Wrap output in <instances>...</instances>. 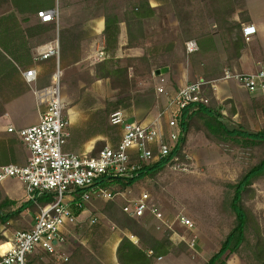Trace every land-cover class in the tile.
<instances>
[{
  "label": "rangeland",
  "instance_id": "obj_1",
  "mask_svg": "<svg viewBox=\"0 0 264 264\" xmlns=\"http://www.w3.org/2000/svg\"><path fill=\"white\" fill-rule=\"evenodd\" d=\"M92 1V4H88ZM130 1L132 3L135 2L134 0H109V7L112 8V12L122 22L125 21L126 13L131 11V7H128ZM151 2L156 8L153 9L151 7ZM163 2L167 4L163 5ZM202 2L203 0H149L150 7L155 11V15L149 18L151 19L150 22L146 23L145 20L147 19L143 21V34L145 38L143 41H140V44L146 41L147 38L151 42L149 48L151 53L147 51L146 53L153 59L152 63L154 66L166 63L170 59L172 61V56L170 57L169 52L164 51V46L160 45L166 35L165 24L163 25L160 20L167 18V14H173L176 17L175 9H177L181 18L185 21L187 20L189 24H192L194 21L201 24V19H207L204 16ZM96 4V0H86L80 3L79 7H73L66 12L73 16L85 17L86 15H83L82 12L92 11L91 13H93L95 9L102 8L105 17L104 6ZM59 12L61 22L62 13L60 10ZM61 25L63 26L62 22ZM197 30L199 32L202 31L199 28ZM171 32V29H169L168 36L170 43L176 38ZM65 37L70 44V51L68 52L71 54V56L65 59V62L63 57L61 59V69L63 72L62 95L67 103L68 130L71 136L64 146L65 151L67 147L68 150H77L74 151V154H80L79 147L81 144L95 140V138H98L95 148L98 143H104L105 146L116 144L120 138L122 127H113L109 124V116L115 111L124 110L127 114H131L139 108L141 115L147 111V103L153 101L154 104L147 113V119L139 120L141 122L152 120L162 111L164 107L163 100L158 98L156 89L161 85L162 79H165L166 88L170 89L168 80L164 77L165 75L159 77H156L155 73L149 75V67H144L137 62L133 64V68H136V70H133V68L129 69L131 93L126 97H131V101L127 102L123 108L109 110L111 107L108 103H113L116 99L123 98L119 96L118 91L112 90L109 80L99 82L98 80L100 79L96 78L97 66L105 60L106 55L100 56V53L103 52H96L91 58L86 59L85 68L81 73L72 77H66L63 71L65 65L80 59L77 56L79 52L78 38L82 36L81 34L71 32ZM93 42V40H90L89 44ZM170 43L169 45H171ZM140 44H137L136 47H140ZM126 59L137 58H124L119 64H116L113 60L112 64L124 67ZM83 60L85 59L83 58ZM160 70L162 69L158 71ZM222 73L223 69L218 75L220 76ZM151 83L155 86L154 95L144 96L150 90ZM247 101H250L252 106L248 108L242 105L237 110L238 115L233 118V122L251 132H260L264 127V99L254 95L252 99ZM233 104H222L218 107L226 115L234 106ZM182 155L189 157L191 160L188 164V171L173 170L171 167H168L167 171L156 178L146 179L144 182L137 184L135 188L126 190V192L122 193V196L118 195L116 203L124 207L128 200L138 199L142 194L148 193L153 203L164 214L166 223L173 225V229L180 239H172L171 236L174 233H168L163 230L159 234L156 229L160 230L159 228L162 224L151 216H146L139 222L150 232L152 230L157 234V239L168 240L176 248L184 246L187 249L180 256H168L171 262L167 260L164 264H207L219 252L222 242L231 230L234 216L229 208L228 197L231 195V190L228 187L237 182L244 167L252 157L249 151L239 150L230 152L227 148H220L208 142L203 134L190 136ZM17 188L15 192L16 196L24 194V188L21 184H18ZM108 189L113 193L114 190H118L119 188L115 186ZM254 189L256 197L252 202V208L264 228V179L256 183ZM107 202L103 199H93L90 203L86 204V208L90 210V213L87 215L85 211L82 218L87 217L84 218V222L76 225L68 236L67 248L70 249L69 254L78 246H84L87 250H93L94 247L96 249V245L102 243L103 247L107 245V249L108 247L111 249L118 235H122L111 222L101 216ZM100 209L102 210L100 211ZM179 215L188 217L193 222L195 229L186 231L175 225V219ZM34 218V215L27 211L22 214L21 220L11 223L7 228L0 224V235L3 237V240L0 239V245L10 241L17 231L30 229ZM92 218L97 219L98 224L90 227L89 222ZM129 236L132 237L131 235ZM192 240L196 241L193 249L190 246ZM6 248L7 246H3L1 250L3 251ZM158 260L156 263L159 262ZM227 264L246 263L240 257L234 256L229 259Z\"/></svg>",
  "mask_w": 264,
  "mask_h": 264
},
{
  "label": "built area",
  "instance_id": "obj_2",
  "mask_svg": "<svg viewBox=\"0 0 264 264\" xmlns=\"http://www.w3.org/2000/svg\"><path fill=\"white\" fill-rule=\"evenodd\" d=\"M38 18L44 24L55 26V37L43 50L36 49L35 60L36 63L53 61L55 72L49 87L35 91L38 103L44 110L39 123L19 131L14 127L7 130L18 136L28 156L25 166L0 167V186L8 180H15L24 186L26 201L36 204L43 195H52L54 201L40 208L30 229L17 231L10 241L0 245V248L9 245L8 250H0V264H27V256L38 250L58 255L60 260L66 262L68 256L60 257L59 249L67 245L70 229L76 226L78 218L73 214V208L85 209L93 199L114 201L118 195L122 196L110 192L106 182L113 178L136 179L146 166L167 159L176 151L182 136L180 119L183 110L190 105L209 103L204 94V87L209 82L197 81L173 92L166 88L165 79H162L156 91L164 107L156 117L147 122H133L124 110L115 111L109 116V124L122 127L121 141L116 146L107 145L96 155L93 152L82 155L65 153L64 146L71 136L67 103L62 95L60 12L58 9L41 11ZM255 34V27H244L245 43H249ZM185 48L188 55L199 51L195 41L187 42ZM103 55L100 53V56ZM23 75L30 86L38 81L36 70H28ZM219 81L235 82L248 93L264 99V66L255 74L226 69ZM190 161L189 157L175 155L169 167L188 171ZM123 212L138 221L151 216L162 224L160 230L174 233L172 239H180L148 193L128 200ZM97 224V219H92L89 226ZM175 225L186 231L195 229L193 222L185 215H179ZM195 242L192 240L190 243L192 249Z\"/></svg>",
  "mask_w": 264,
  "mask_h": 264
},
{
  "label": "crops",
  "instance_id": "obj_3",
  "mask_svg": "<svg viewBox=\"0 0 264 264\" xmlns=\"http://www.w3.org/2000/svg\"><path fill=\"white\" fill-rule=\"evenodd\" d=\"M84 1L86 0H0V167L26 165L28 154L25 147L16 134H10L7 130L9 127H14L19 131L39 123L44 110L38 103L35 91L49 87L55 72L53 61L36 63L35 60L36 49L43 50L46 45L40 43L43 33L52 29L53 32L55 31L54 25L41 22L38 18L39 12L51 9L61 11L63 24L62 26L60 22L61 59L63 57L64 62L68 56H71L68 52L70 51V44L65 36L71 32L82 36L81 39L78 38L79 52L77 56L80 59L65 65L63 71L66 77L81 73L85 68L86 59L91 58L96 52H103L106 55L102 63L106 64V69L109 71L117 69L116 64H119L124 58H141L146 51L151 53L149 51L151 42L148 38L140 44V47L127 48L128 37L124 22L120 24L117 45L115 48L108 49L104 35L106 23L102 8L95 9L93 13H91L92 11L82 12L83 15H86L85 17L67 14L66 11L73 7H79L80 3ZM165 4L167 3L163 2V5ZM151 7L156 8L152 2ZM220 8L227 25H240L242 27L244 50L241 52L240 59L232 63L233 70L243 74H255L264 66V0H220ZM171 15L167 14V18L160 20L166 27L165 39L160 45L164 46L163 50L172 56V65L167 68L168 73L164 76L168 80L169 90L177 92L186 85L197 81L208 82L211 77L217 76L222 69L224 73V69L229 67L227 49L230 39H236L235 31L231 35L226 34L225 31H220L217 28L214 20L201 19V24L196 21L191 24L189 35L192 38L185 42L181 39L178 20L173 14ZM150 21L151 19L145 20L146 23ZM248 26L255 27L256 34L249 43H245L243 28ZM198 28L202 31L199 32ZM169 29L176 37L171 43L168 36ZM90 40L94 42L89 44ZM189 41H195L198 44L199 51L197 53L191 55L186 53L185 44ZM113 60L116 64H112ZM31 69L37 71L38 81L30 86L26 83L23 74ZM209 83L207 86H210L213 91V98L218 106L226 101H232L237 110L242 105L248 108L252 106L251 102H246V100L252 99L254 95L240 88L237 83L219 80ZM153 104V101L148 102L147 111L141 115L139 108L131 114H127L128 119L133 122H141L139 120L147 119V113ZM121 137L122 130H120L118 142L113 146L121 141ZM97 141L98 138H95V140L82 143L79 147L80 154L76 155L92 153ZM74 151L77 150H68L67 147L66 151L64 150L65 153L69 154H74ZM18 184L21 183L8 180L0 186V189L12 201H25V189L24 194L15 195ZM85 211L87 215L90 213L87 208ZM85 211L78 217L76 225L84 222V218L87 217L82 218ZM101 216L104 218L102 214ZM74 228L70 229V234ZM156 231L161 234L162 230L156 229ZM151 232L157 237V234L152 230ZM120 234L123 236L118 235L111 249L109 247L107 249V245L103 247L102 243L96 245V249L95 247L93 250L89 249L90 252L102 264H119L117 249L123 237H129L134 244L138 245L137 239L123 232ZM67 247L64 245L59 249L60 257L69 254L70 249ZM167 260L171 262L168 257H165L158 260L159 262L156 264H164Z\"/></svg>",
  "mask_w": 264,
  "mask_h": 264
},
{
  "label": "trees",
  "instance_id": "obj_4",
  "mask_svg": "<svg viewBox=\"0 0 264 264\" xmlns=\"http://www.w3.org/2000/svg\"><path fill=\"white\" fill-rule=\"evenodd\" d=\"M128 3L131 11L126 13L125 24L127 29L128 43L127 48H134L144 40L143 21L154 17L155 11L150 7L149 0H134ZM92 2L88 4H92ZM96 5H103L105 9L106 29L104 32L106 47L115 48L120 34L121 20L118 18L112 8L109 7V0H96ZM204 16L207 19L214 20L220 31H225L231 35L235 31L236 39H230L228 54V69L234 71L232 63L238 61L241 52L244 50L242 38V27L240 25H227L223 18V12L220 8V0H204L202 2ZM176 10V17L179 21L182 36L185 42L190 40L189 35L191 24L181 18ZM47 11V10H46ZM55 30V26L53 27ZM55 32V31H54ZM53 29L41 36V44H48L53 41ZM54 35V36H53ZM107 49V48H106ZM171 57V55H169ZM152 58L145 52L144 56L137 59H126L124 67H118L115 70L108 71L106 64L101 63L97 66V79L109 80L112 90L118 91L123 99H116L113 103H108L111 108L118 110L123 108L127 102L131 101L130 95V75L129 69L133 68L134 63L149 67V75L156 73L159 69H167L172 65L171 59L166 63L154 66ZM136 70V68H133ZM223 73L219 76L211 77L210 81L221 79ZM208 81V82H210ZM155 86L151 83L150 90L146 93L154 95ZM204 94L209 99L207 105H190L182 112L180 127L182 136L177 144V149L167 159L161 160L155 164L146 166L140 177L136 179L113 178L106 182L108 188L118 187L114 194H122L126 190L135 188L139 183L146 179H153L167 171L170 160L173 156H183V151L187 146L190 136L203 134L206 140L220 148H227L230 152L249 151L251 159L244 167L243 172L235 184L229 185L231 195L229 198V208L234 219L231 230L221 244L219 252L207 264H227L229 259L234 256L240 257L246 264H264V228L256 217L252 202L256 197L254 185L264 179V127L260 132H251L244 127L233 122V118L238 115L235 106L228 111L226 115L219 109L216 100L213 98V91L210 86L204 87ZM233 104L232 101H226L223 105ZM234 105V104H233ZM264 115V110H263ZM104 143H98L93 151L96 155L103 147ZM52 195H43L36 204L29 201H12L3 190L0 189V224L8 227L11 223L21 220L24 212L29 211L34 217L43 208L53 203ZM85 209L73 208L75 217H79ZM102 214L111 222L115 229L120 232H126L138 240V245L134 244L127 236L123 237L117 249V258L119 264H156V261L170 255L180 256L187 250L181 246L176 248L168 240L159 241L145 226L138 220L131 218L123 212V205L114 201H108ZM0 239L3 237L0 235ZM67 261L59 259L58 255H49L38 250L27 256V264H102L89 250L84 246H78L67 255Z\"/></svg>",
  "mask_w": 264,
  "mask_h": 264
},
{
  "label": "water",
  "instance_id": "obj_5",
  "mask_svg": "<svg viewBox=\"0 0 264 264\" xmlns=\"http://www.w3.org/2000/svg\"><path fill=\"white\" fill-rule=\"evenodd\" d=\"M167 73H168V69H162V70H160V71H157V72L155 73V76H156V77H159V76L165 75V74H167Z\"/></svg>",
  "mask_w": 264,
  "mask_h": 264
},
{
  "label": "bare ground",
  "instance_id": "obj_6",
  "mask_svg": "<svg viewBox=\"0 0 264 264\" xmlns=\"http://www.w3.org/2000/svg\"><path fill=\"white\" fill-rule=\"evenodd\" d=\"M3 246H7V248H6V249H4L3 251H6V250H8V249H9V245H2V247H3ZM2 247H1V248H2ZM1 248H0V250H1Z\"/></svg>",
  "mask_w": 264,
  "mask_h": 264
}]
</instances>
